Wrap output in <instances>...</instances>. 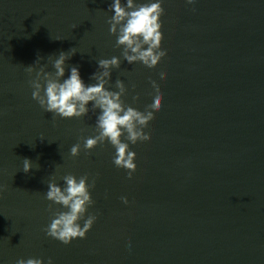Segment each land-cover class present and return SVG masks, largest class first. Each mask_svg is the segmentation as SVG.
Returning <instances> with one entry per match:
<instances>
[{
  "label": "water",
  "instance_id": "1",
  "mask_svg": "<svg viewBox=\"0 0 264 264\" xmlns=\"http://www.w3.org/2000/svg\"><path fill=\"white\" fill-rule=\"evenodd\" d=\"M112 2L0 0V264H264V0H163L167 55L154 68L123 58L109 32ZM73 47L61 80L77 66L95 83L98 60L117 56L106 87L122 80L126 105L143 111L151 80L160 86L151 139L125 141L137 154L131 179L109 142L85 154L81 137L98 131L91 102L86 116L61 118L32 98L35 72L25 68L39 56L37 69L54 73L48 57ZM68 173L95 177L84 219H97L66 245L44 229L67 210L45 198L48 183L65 187Z\"/></svg>",
  "mask_w": 264,
  "mask_h": 264
},
{
  "label": "clouds",
  "instance_id": "2",
  "mask_svg": "<svg viewBox=\"0 0 264 264\" xmlns=\"http://www.w3.org/2000/svg\"><path fill=\"white\" fill-rule=\"evenodd\" d=\"M187 3L194 4L195 0H187ZM163 0H145L137 3L136 0H113L109 10L114 14L109 18V32L117 35L116 47L123 46L122 56L129 63L142 62L148 68H154L161 59L167 55V50L161 47L163 40L161 16L165 13L162 7ZM76 53L75 48L68 51H60L57 58L52 60L55 72L46 71L47 65L39 66L42 57L37 58L34 64L25 68L29 74L35 72V78L29 81L33 88L32 98L46 111L61 118H72L86 116L91 102V111L100 110L96 119L97 134L94 136L81 137L84 141L83 149L86 155L98 144L103 145L109 142L116 149L113 163L117 168L127 170V177L131 179L136 171V152L130 150L129 141L132 144L138 141H149L151 133L144 131L149 122L155 118V113L163 107V93L159 84L151 80L155 90L153 102L148 104L143 111L126 105L122 96L127 89L122 80H116L118 91L110 90L109 84L112 68H119L120 57L113 56L110 59L98 60V71L94 72L91 79L96 81L92 84H85L81 78L77 66L70 67V75L65 76V63ZM160 78L166 79L167 73L160 72ZM135 87V85H133ZM137 97H134L136 99ZM124 136L125 140L121 137ZM82 145L74 144L70 149L72 157L79 156ZM32 169V161L29 158L23 159V171L25 173ZM66 186L61 187L56 183L55 177L48 183V190L45 198L56 204L62 205L66 211L57 210L53 212V218L44 231L47 236L55 238L64 244H69L75 238H85L87 232L92 228L96 215L85 214L89 206L95 201L89 189L95 187L96 179L92 178L89 183V174L85 173L80 177L68 173L62 177ZM7 188L0 185V194ZM127 204L128 198H120ZM52 205H49V209ZM84 219L83 225L79 223ZM130 247V245H129ZM16 264H43L41 258H20ZM52 264V258L48 259Z\"/></svg>",
  "mask_w": 264,
  "mask_h": 264
}]
</instances>
